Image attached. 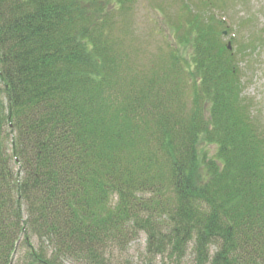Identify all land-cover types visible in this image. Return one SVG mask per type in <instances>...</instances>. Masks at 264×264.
<instances>
[{"label":"trees","instance_id":"trees-1","mask_svg":"<svg viewBox=\"0 0 264 264\" xmlns=\"http://www.w3.org/2000/svg\"><path fill=\"white\" fill-rule=\"evenodd\" d=\"M137 2L0 0V264H108L140 231L154 256L264 264L249 44L216 0H149L168 32L135 35Z\"/></svg>","mask_w":264,"mask_h":264},{"label":"rangeland","instance_id":"rangeland-1","mask_svg":"<svg viewBox=\"0 0 264 264\" xmlns=\"http://www.w3.org/2000/svg\"><path fill=\"white\" fill-rule=\"evenodd\" d=\"M148 1L138 0L136 6H134L132 25L135 35H144L145 31L152 28H154V31L167 33L166 26L162 22L163 16L158 15L157 10L154 11ZM163 1L169 6L172 13L177 10V7L182 6H180L182 0H161V2ZM216 1L221 4L218 8L219 15L226 19L227 24H233L234 31L237 34L236 38L247 41L249 44L248 52L253 53L249 59L242 60L240 63L243 82L241 95L250 104L254 119L258 121L259 125L264 126V0ZM166 11L168 12V10ZM222 33L227 44L231 43L226 30H223ZM157 40L159 39L156 38ZM141 41L143 47L144 43L147 46L150 44L149 47L155 45V38ZM206 148L203 146L201 149ZM106 255L108 264H193V254L190 249L181 259H175L165 254L154 256L149 253L146 250V234L142 231L121 246L114 245L109 248ZM20 256L21 253L19 252L14 255L17 264H21L22 259ZM63 264L79 263L75 260L66 259Z\"/></svg>","mask_w":264,"mask_h":264},{"label":"water","instance_id":"water-1","mask_svg":"<svg viewBox=\"0 0 264 264\" xmlns=\"http://www.w3.org/2000/svg\"><path fill=\"white\" fill-rule=\"evenodd\" d=\"M227 47L230 49V43L227 44Z\"/></svg>","mask_w":264,"mask_h":264}]
</instances>
